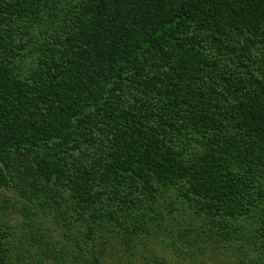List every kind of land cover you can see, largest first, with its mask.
I'll return each mask as SVG.
<instances>
[{"label":"trees","instance_id":"1","mask_svg":"<svg viewBox=\"0 0 264 264\" xmlns=\"http://www.w3.org/2000/svg\"><path fill=\"white\" fill-rule=\"evenodd\" d=\"M14 180L28 204L0 264L133 254L169 196L264 264V0H0V187Z\"/></svg>","mask_w":264,"mask_h":264},{"label":"rangeland","instance_id":"2","mask_svg":"<svg viewBox=\"0 0 264 264\" xmlns=\"http://www.w3.org/2000/svg\"><path fill=\"white\" fill-rule=\"evenodd\" d=\"M172 196L158 200L153 205V209L157 212L160 208V215L165 219L161 222L162 227L155 228V231L150 237H141L138 240L141 241V245L134 250L133 254L123 253L122 249L115 244L107 243L105 252L100 255L101 261L104 264H149L147 263V253L163 259L166 264H252L247 263L246 258L242 257L241 252H238V244H227L226 247L219 248L221 239L218 236H209L205 234H197V220L191 221L193 215L188 209L176 201L174 207H171ZM23 191L19 188L18 182L13 181L12 185L8 188L0 187V231L10 239V232L16 240L21 238L23 231L22 223L25 219L22 214V209L27 206L28 202ZM176 198L174 199V201ZM75 212H68V215L75 216ZM34 218L37 220L39 231L46 235L48 239L58 243L59 246L68 244L62 233L64 230L62 225L64 222L59 221L57 216L50 213L41 211H35ZM11 228V229H10ZM69 234L74 238L80 239L78 242L84 245L85 255H89L91 250L101 249L99 244L101 238L91 242L82 240V232L84 230L83 225L76 221L71 228L68 229ZM25 231V230H24ZM67 234V232H66ZM179 235H182L184 239L176 240ZM172 240L181 242L182 246L174 251L170 242ZM178 243V242H177ZM149 251V252H148ZM94 252V251H93ZM149 257V256H148ZM251 259V258H250ZM242 261V262H241Z\"/></svg>","mask_w":264,"mask_h":264}]
</instances>
